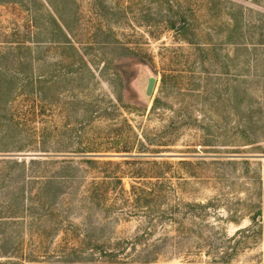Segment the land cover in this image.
I'll return each mask as SVG.
<instances>
[{
  "label": "rangeland",
  "instance_id": "1",
  "mask_svg": "<svg viewBox=\"0 0 264 264\" xmlns=\"http://www.w3.org/2000/svg\"><path fill=\"white\" fill-rule=\"evenodd\" d=\"M233 5L264 15V0H0V159L8 135L11 146H23L8 153L15 160L30 169L32 162L46 163L34 167L60 178L66 174L64 160L72 158L81 168L74 173L89 187L119 168L94 169L77 155L109 151L96 160L121 164L130 176L123 180L128 190L136 181L166 177L179 199L208 206L202 239L182 249L201 256L171 258L174 242H156L165 238L160 227L144 245L164 252L153 264H211L204 254L228 250L226 236L233 237L231 264H264V154H246L262 151L241 147L247 126L264 151V56L249 69L247 60L233 54L226 41ZM247 17L257 27L264 23ZM183 20L189 27L174 30ZM257 34L250 36L261 42ZM25 45L32 52L17 50ZM236 80L247 81L238 82L247 91L237 97ZM136 135L162 153L141 161L115 153L118 138ZM140 150L138 145L133 155ZM245 155L252 156L250 167L240 158ZM4 167L0 164V264H88L93 249L127 248L120 243L133 242L146 228L141 217L83 200L88 189L76 195L73 180L56 186L55 196L39 186L31 191L30 185L21 198L22 181H4ZM258 215L262 222L252 220Z\"/></svg>",
  "mask_w": 264,
  "mask_h": 264
},
{
  "label": "trees",
  "instance_id": "2",
  "mask_svg": "<svg viewBox=\"0 0 264 264\" xmlns=\"http://www.w3.org/2000/svg\"><path fill=\"white\" fill-rule=\"evenodd\" d=\"M27 2L33 0H24ZM160 2L169 3L171 0H159ZM232 12L230 13L231 16V23H228L229 27V36L227 40L230 44H233V54L237 55L236 58L243 57V59L247 60L248 68L257 66V62L261 58H263L264 52V15L261 13H254L250 10L247 12L245 8L237 5H233L231 8ZM247 15H253L259 18V23H261L260 27L256 26L257 22H254V19L249 20ZM187 24V25H186ZM189 27V24L186 20H183L182 23L176 25L174 24L173 29L178 32H184ZM258 31V36H261L263 40L261 42H255L254 36H250L253 34L254 31ZM65 38L68 40V35L65 32H62ZM17 50L22 52H32V48L30 46H19ZM199 52H205L202 47L198 48ZM238 60V59H237ZM242 77H249V76H242ZM250 79V77H249ZM257 79V75L252 78ZM254 80V81H255ZM242 83L246 84L247 81L243 80H236L235 83ZM238 85H235V96L237 97L241 90L244 92L247 89ZM159 99L155 101V104L152 108V112H155L159 106ZM130 124L128 123V126ZM130 130L136 134L131 126ZM245 128L243 133L245 135L246 145H240L241 147H249L254 148L256 150H260L262 152H245L246 154H255V153H262L264 154L263 148L261 146L262 142H258L257 140H252L250 136V129L247 126H243ZM8 141L5 148L4 156L0 159V164L5 165V169L3 170V180L4 181H22V187L19 189L20 197L25 198V188L28 186L31 187V191L34 190V186H39L40 189H46L45 191L53 196L57 195V192L54 191L55 187L58 185H63L66 181H76L77 185V194L80 195V189H88L85 193L83 192V196L85 201H92V203L97 202L98 205L101 204H111L110 206L114 209H117L122 213L123 216L129 217H141L145 219L147 224L145 223L146 228L142 230L136 237L135 240L132 241H124L121 244L125 243L128 247H122L118 250H109L104 251L98 248L93 249L89 252L87 262L88 264H153L159 260L160 255H162L161 248H156L155 244L144 246L146 245L145 241H152L155 237L158 230L163 228L165 232V238L159 239L157 243H163L168 241L174 242V251L170 252L171 258H175L180 256L182 253H185V256L189 258L193 257H200V251H192L187 250L183 252L182 249H185L187 245L190 247L191 241L194 240L196 237L197 239H202L201 235L203 233V229L206 228L205 218L208 217L209 213L207 210V205L201 202H186L184 200L179 199L178 195L176 194V187L167 179L166 177H155L156 182L150 183H141L136 181L134 184L130 186L128 190L123 183L124 178L130 177L125 170L121 169V164H117L112 161L107 162H99L97 161L98 154L101 153H110L109 151H90V152H81L78 154L77 157L81 159V163L85 165L92 164L95 168L98 169L96 166H106L108 168H119L117 172H111L110 170L106 171V175L102 177V182L93 180V183L90 184L89 187H83V178L81 176H77L74 173V170H81L80 167L75 166V160L65 159L64 160V172L66 174H62L60 178H55L53 176H46L41 168V172L37 170L34 166L40 165L44 166L46 163L43 162H32V168H28V164L26 162L21 163L15 160L10 154L12 152H21L23 151V146H11L15 144H11L12 140L8 139V135L4 137ZM121 137L117 139L118 143L115 142L113 149H116L115 153H123L129 155L133 160L138 161L146 157V154H150V156H157L162 151L156 150L155 148H147V144H150L151 140L146 137L139 138L136 135V140L130 138L128 141H120ZM141 146V150L136 152L138 155H133L135 153V147ZM154 145V144H151ZM163 147L161 145H157ZM12 147V148H9ZM168 147V146H165ZM142 149H148V152H143ZM243 153V152H242ZM236 154H240L239 152ZM242 161L244 164L250 167V160L252 156L245 157L241 156ZM141 161V160H139ZM237 163V162H234ZM79 164V163H76ZM127 164H129L127 162ZM137 164V163H136ZM78 167V168H76ZM17 168L20 169L19 173L17 172ZM30 171V172H28ZM48 172V170H46ZM41 173V175H40ZM133 174V172H131ZM30 174V175H27ZM47 174V173H46ZM138 175V174H135ZM26 176V178H25ZM131 178L134 179H141L143 177H136L132 176ZM85 181V180H84ZM169 181V182H167ZM18 199H21L17 197ZM22 204L25 205V202L22 200ZM261 215V213H260ZM254 217L252 220L258 222H262L261 216ZM172 226L174 228V233L176 234L175 237H171L170 231L168 230V226ZM98 230L96 224L94 225ZM199 228V232L198 229ZM252 230L246 229L239 231L237 236L241 234L248 233ZM197 235V236H196ZM153 237V238H150ZM150 238V239H149ZM227 243L229 244V248L227 250H217L216 252H206L205 256L212 258L211 264H231V259H233V249L230 247L231 242L233 243V237L226 236L224 238ZM216 242H221L222 239H215ZM145 243V244H144ZM143 245L144 247L138 249ZM189 249V248H188ZM189 264H193L192 262H188Z\"/></svg>",
  "mask_w": 264,
  "mask_h": 264
},
{
  "label": "water",
  "instance_id": "3",
  "mask_svg": "<svg viewBox=\"0 0 264 264\" xmlns=\"http://www.w3.org/2000/svg\"><path fill=\"white\" fill-rule=\"evenodd\" d=\"M155 86H156V81L155 79H153L151 80L150 85H149V90H148L149 95H152Z\"/></svg>",
  "mask_w": 264,
  "mask_h": 264
}]
</instances>
